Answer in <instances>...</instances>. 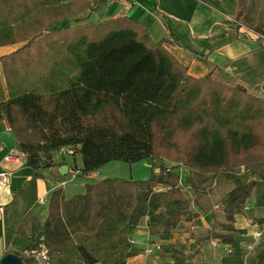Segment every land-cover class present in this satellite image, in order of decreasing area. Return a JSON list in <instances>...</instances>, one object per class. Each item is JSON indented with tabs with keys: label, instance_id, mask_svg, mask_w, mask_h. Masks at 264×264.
Returning <instances> with one entry per match:
<instances>
[{
	"label": "trees",
	"instance_id": "trees-1",
	"mask_svg": "<svg viewBox=\"0 0 264 264\" xmlns=\"http://www.w3.org/2000/svg\"><path fill=\"white\" fill-rule=\"evenodd\" d=\"M108 1L0 0V47L22 44L0 55V130L9 126L36 169L55 165L56 149L76 146L83 172L150 157L152 173L95 179L70 197L54 189L45 220L25 214L5 254L24 264H128L141 251L134 235L144 221L148 244L170 250L174 233L201 215L177 169L189 170L196 190V173L240 169L246 178L219 201L224 220L213 214L199 242L226 245L217 264H244L247 230L235 222L252 198L264 209V97L241 83L190 74L166 39L154 40L131 16H79ZM248 6L238 0V28ZM248 27L264 34L262 21ZM256 258L264 264V244ZM170 264L197 262L193 254Z\"/></svg>",
	"mask_w": 264,
	"mask_h": 264
},
{
	"label": "crops",
	"instance_id": "crops-1",
	"mask_svg": "<svg viewBox=\"0 0 264 264\" xmlns=\"http://www.w3.org/2000/svg\"><path fill=\"white\" fill-rule=\"evenodd\" d=\"M237 8L238 0H109L102 4L100 9L88 12V15L90 19L131 16L148 28L154 40L166 39L165 45L188 66L190 74L197 77L211 74L213 78L228 84L241 83L251 92L264 97V34H256L248 27L249 24L264 22V0H249L241 28L235 23ZM0 145L3 146L0 152V172L12 171L9 182L0 185L1 258L6 248L9 249L10 240L23 216L31 212L38 219L45 220L51 192L63 187L67 193V185L75 183L71 174L83 173L92 181L103 175L99 167L83 172L79 151L68 154L59 149L61 155L60 152H55L56 149L53 152L55 165L37 169L29 166L26 153L10 154L11 149L19 148L7 124L0 130ZM70 155H73L74 161ZM153 168L150 157L132 163L135 178L149 177ZM154 170L158 171V168L155 166ZM35 172L44 177H37ZM181 176L182 183L186 185L189 170L182 168ZM86 183L88 182L79 181L77 187L81 188ZM41 197L45 198V203L39 201ZM209 211L208 215H203L201 211L200 217L186 224L195 233L189 236L192 242L199 240L198 237L211 228L214 213ZM207 216H211V220H208ZM261 217H264V209L256 208L253 198L248 201L244 212L236 215V226L247 230L244 235V264H256L257 252L264 244V222L254 221L255 218ZM256 231H260L261 236H254ZM181 235H188L186 229L183 233H174L169 243L174 245ZM148 241L149 229L145 221L134 235V244L140 247L141 251L132 256L129 263L135 259L150 257L146 253V250L150 249L144 248L154 245L148 244ZM205 243L200 247L199 256H203L201 260L197 259V264H217L216 257L224 254L226 245L213 239L211 250L207 253L204 249Z\"/></svg>",
	"mask_w": 264,
	"mask_h": 264
},
{
	"label": "rangeland",
	"instance_id": "rangeland-1",
	"mask_svg": "<svg viewBox=\"0 0 264 264\" xmlns=\"http://www.w3.org/2000/svg\"><path fill=\"white\" fill-rule=\"evenodd\" d=\"M87 14V15H86ZM79 16H88V11H85L84 13H81ZM90 20V17L89 19ZM70 23H73L74 18L70 19ZM22 44H14V45H7V46H1L0 47V55L8 54L18 47H20ZM253 93V92H252ZM5 120V119H4ZM6 124V121H3ZM72 150H74V154L77 152L76 146H70ZM69 146H63L61 148H58L55 152L58 154H61V151L64 153H70L68 151ZM61 149V151L59 150ZM72 161L73 155H70ZM81 158V157H79ZM160 164V163H159ZM100 172L102 173L103 177H125V178H135L133 176L134 171L132 169V163L123 161V160H111L104 164H102L100 167ZM177 171L182 172V168H178ZM105 175V176H104ZM100 177V178H101ZM71 178L74 179L75 183H69L67 185V195L73 196L76 193H81L85 191V186H81V188H78L77 184L79 181H87L91 182L92 180L87 179L86 176H84L83 173H80L79 175L71 174ZM246 178V174L242 172L240 169H238L235 173H229V172H221L217 176H214L213 174H207V173H196L194 176L195 183L200 187L198 190L194 188H189V182L185 185L186 190L188 192H191L196 199V201L200 204V208L203 215H208L210 213L209 210H212L215 214L216 219L218 220H224V214L220 210L219 201L220 199L227 193L229 190L233 189L238 183L243 181ZM182 181V176H181ZM76 184V185H75ZM209 209V210H208ZM208 220H211V216H207ZM145 223V221L143 222ZM186 229V232L188 233L187 236L181 235L176 241L174 245H169L170 250H165L163 246L161 247L160 242L156 243H149L152 246L149 251L146 250V253L150 256L147 258H141V259H135L134 261H131L128 264H170L175 258H183V257H191L194 254V260L198 262L201 260L200 258L203 256H199L200 252H195L197 248H200L203 242H206L204 244L205 252H209L211 250V241L212 240H205L202 243L197 241H191L189 236H193L195 233L192 232V229L188 228L187 226L182 227L180 231L183 233V230ZM214 229L221 230L220 225H216ZM177 232V233H178ZM257 232V231H256ZM256 232H254V236L256 235ZM260 232V231H259ZM204 235L207 234V232L203 233ZM199 236V235H198ZM261 236V232L260 235ZM199 239L201 236L198 237ZM157 241V239L155 238ZM201 250V248H200ZM36 257L40 262H44L46 256L45 252H38L36 253ZM147 259V260H146ZM201 262V261H199ZM208 264V263H207Z\"/></svg>",
	"mask_w": 264,
	"mask_h": 264
},
{
	"label": "built area",
	"instance_id": "built-area-1",
	"mask_svg": "<svg viewBox=\"0 0 264 264\" xmlns=\"http://www.w3.org/2000/svg\"><path fill=\"white\" fill-rule=\"evenodd\" d=\"M3 150V146H1L0 145V152ZM68 151L70 152V153H73L74 152V150H72L71 149V147H69L68 148ZM23 151H21V150H19V149H17V148H13V149H11V155H16V154H18V153H22ZM12 175V171L11 170H5V171H1L0 172V185H6L8 182H9V178H10V176ZM39 201L41 202V203H45V198L44 197H41L40 199H39ZM260 235V232L259 231H257L256 232V235L255 236H259Z\"/></svg>",
	"mask_w": 264,
	"mask_h": 264
},
{
	"label": "water",
	"instance_id": "water-1",
	"mask_svg": "<svg viewBox=\"0 0 264 264\" xmlns=\"http://www.w3.org/2000/svg\"><path fill=\"white\" fill-rule=\"evenodd\" d=\"M0 264H24V262L19 255L8 252L0 258Z\"/></svg>",
	"mask_w": 264,
	"mask_h": 264
}]
</instances>
